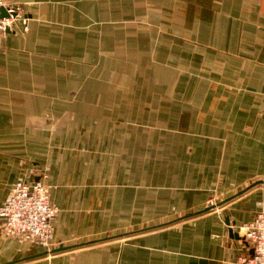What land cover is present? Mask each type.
Returning a JSON list of instances; mask_svg holds the SVG:
<instances>
[{
    "label": "crops",
    "instance_id": "crops-1",
    "mask_svg": "<svg viewBox=\"0 0 264 264\" xmlns=\"http://www.w3.org/2000/svg\"><path fill=\"white\" fill-rule=\"evenodd\" d=\"M14 1L0 204L43 173L58 210L53 252L0 229V264L251 254L241 224L264 203V0Z\"/></svg>",
    "mask_w": 264,
    "mask_h": 264
},
{
    "label": "built area",
    "instance_id": "built-area-1",
    "mask_svg": "<svg viewBox=\"0 0 264 264\" xmlns=\"http://www.w3.org/2000/svg\"><path fill=\"white\" fill-rule=\"evenodd\" d=\"M2 9L6 15H2ZM20 11L18 2L0 0V38L16 22ZM45 177L41 173L15 180L9 196L0 204V229L6 235L36 240L49 252L58 208L50 200ZM257 205L251 219L241 224L253 252L238 257L236 264H264V203L258 200Z\"/></svg>",
    "mask_w": 264,
    "mask_h": 264
},
{
    "label": "water",
    "instance_id": "water-1",
    "mask_svg": "<svg viewBox=\"0 0 264 264\" xmlns=\"http://www.w3.org/2000/svg\"><path fill=\"white\" fill-rule=\"evenodd\" d=\"M1 13H2V15H6V13L4 12L3 9H2V12H1ZM235 236H237V235H236V232H235ZM61 248H62V247H61ZM61 248H59V249H61ZM55 250H56V249H55ZM53 251H54V250H52V251L50 250V252H53ZM46 252H47V251H46ZM252 252H253V251H251V253H252Z\"/></svg>",
    "mask_w": 264,
    "mask_h": 264
},
{
    "label": "rangeland",
    "instance_id": "rangeland-1",
    "mask_svg": "<svg viewBox=\"0 0 264 264\" xmlns=\"http://www.w3.org/2000/svg\"><path fill=\"white\" fill-rule=\"evenodd\" d=\"M21 6V5H20ZM21 10H22V7H21Z\"/></svg>",
    "mask_w": 264,
    "mask_h": 264
}]
</instances>
